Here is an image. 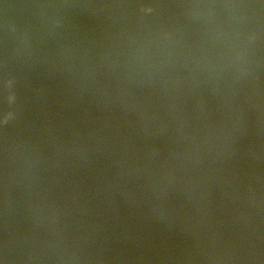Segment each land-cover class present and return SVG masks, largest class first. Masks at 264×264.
<instances>
[{
    "label": "water",
    "instance_id": "95a60500",
    "mask_svg": "<svg viewBox=\"0 0 264 264\" xmlns=\"http://www.w3.org/2000/svg\"><path fill=\"white\" fill-rule=\"evenodd\" d=\"M0 264H264V0H0Z\"/></svg>",
    "mask_w": 264,
    "mask_h": 264
}]
</instances>
